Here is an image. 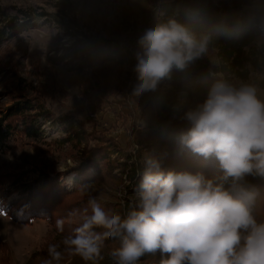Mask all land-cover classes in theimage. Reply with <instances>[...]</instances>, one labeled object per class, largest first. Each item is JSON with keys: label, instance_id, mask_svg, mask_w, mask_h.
<instances>
[{"label": "clouds", "instance_id": "obj_1", "mask_svg": "<svg viewBox=\"0 0 264 264\" xmlns=\"http://www.w3.org/2000/svg\"><path fill=\"white\" fill-rule=\"evenodd\" d=\"M210 43L207 33H195L174 16L144 30L134 53V94L155 92L173 70L184 71L205 57ZM180 119L186 123L180 145L214 158L219 173L209 178L164 169L147 158L138 173V200L126 214L110 213L91 199L90 214L63 240L64 252L97 264L111 238L119 241L111 250L116 264H138L156 253L160 264H264V222L253 213L256 192L249 182L264 180V92L251 83L219 79ZM56 227L62 232L63 221ZM63 254L49 245L46 264H59Z\"/></svg>", "mask_w": 264, "mask_h": 264}, {"label": "rangeland", "instance_id": "obj_2", "mask_svg": "<svg viewBox=\"0 0 264 264\" xmlns=\"http://www.w3.org/2000/svg\"><path fill=\"white\" fill-rule=\"evenodd\" d=\"M161 1L0 0L8 16L14 13V9L28 8L49 14L46 20H39L35 28L8 40L0 47V114L13 108L18 101L21 103L32 99L57 119L73 116L79 124L76 126L85 129L91 136L93 141L89 142L90 145L97 138L103 142L113 139L119 145L120 152L129 154L139 150V143L143 145L141 150L145 159H157L162 165L161 150L151 147L150 141H147L150 127L158 121L159 116H163L156 112L154 93L169 91L175 107L184 113L201 102L211 84L222 78L210 72V80L199 84L190 83L185 87L187 90L174 87L165 79L155 92L136 95L133 88L138 81L133 67L104 63L77 72L71 70L79 59H67L74 50L82 48L87 39L114 40L135 53L139 36L160 16L156 8ZM212 1L218 8L257 17L264 26V0ZM61 57H65V60L60 62L58 59ZM262 77V74H252L249 80L242 82L251 83L264 92ZM20 79L32 90L21 85ZM227 80L241 82L232 78ZM43 127L49 135L45 136L46 140L60 134L57 128L49 130L47 125ZM179 132L176 133L180 135ZM41 147L43 149L17 138L7 148L0 150V185L10 188L11 177L34 166L49 176L66 171L67 174L62 177L63 183L69 184L66 190H73L74 174L68 169L75 168L77 157L69 152L68 158L62 159L61 153H51L50 150H44L46 146ZM77 153L79 151H75ZM95 182L90 191L84 189L76 196L86 198L88 204L84 208L85 213L88 215L91 212V199H96L110 213H116L119 210L116 204L123 201L125 190L105 175L97 177ZM19 197L13 192L5 205L10 206ZM255 210V216L261 221L264 205L259 203ZM79 223L80 220H77L72 224ZM47 228L45 223L40 222L19 225L8 216L0 215V240L8 245L10 251L0 253V264H46L50 257L41 247ZM112 244L118 246V242ZM55 245L64 253L59 264H85L79 257L64 252V245Z\"/></svg>", "mask_w": 264, "mask_h": 264}, {"label": "trees", "instance_id": "obj_3", "mask_svg": "<svg viewBox=\"0 0 264 264\" xmlns=\"http://www.w3.org/2000/svg\"><path fill=\"white\" fill-rule=\"evenodd\" d=\"M158 9L160 16L154 24L174 16L195 33H207L211 37L210 56L207 54L193 62L184 71L173 70L171 77L167 79L172 86L187 90L185 87L190 83L199 84L210 80V72L225 80L232 78L239 81L249 80L252 74H262L261 86H264V26L259 18L218 8L212 0H162L156 13ZM48 16V13L36 12L32 8L14 9V13L8 16L0 5V47L8 40L35 28L39 20H46ZM81 47L67 56L68 60L73 57L79 59L71 71L81 72L104 63L134 67V52L114 40L87 39ZM58 60L64 61L65 57ZM19 82L27 88L24 81L20 79ZM28 89L32 90L31 86ZM154 98L156 112L163 116H159L158 121L150 127L147 141H150L151 147L161 150L162 167L192 173L199 171L209 178L217 175L220 170L214 158L205 159L180 145L179 134L176 132L181 133L186 128V123L180 119L183 113L179 107H175L171 93L156 91ZM77 123L73 116L55 118L50 111L32 99L21 103L18 101L13 108L0 114V150L21 138L30 141L36 148H42L43 145L46 146V151L61 153L62 159L68 158L69 152L77 157L75 168L68 169L74 174L75 186L71 191L66 190L69 184L64 181L67 186L64 185L62 180L66 171L49 176L34 166L11 177L10 188L0 185V208L6 210V216L19 225L40 222L48 227L41 247L45 252H48L49 245H63L65 237L74 235V229L80 223H72L82 221L87 215L84 208L88 204L86 198L76 196L84 189L90 191L97 177L105 175L125 190L123 201L116 204L119 209L117 214L125 215L129 205L138 200V173L143 172L146 160L141 150L143 145L137 143L139 150L129 154L120 152L119 145L113 139L103 142L97 138L90 145L89 142L93 141L91 136L85 129L76 126L79 125ZM44 125L49 130L57 128L59 136L46 140L47 130ZM75 151L79 153L75 154ZM249 182L256 192L253 205V213L256 215V206L259 203L264 205V180L249 177ZM13 192L20 197L7 207L5 202ZM262 215L260 222H264V210ZM57 220L63 221L62 232L56 227ZM114 241L119 243L111 238L104 241L102 258L97 264H116L111 256V250L116 247L112 244ZM8 251V245L0 240V253ZM160 259L159 253L146 254L138 264H160Z\"/></svg>", "mask_w": 264, "mask_h": 264}]
</instances>
